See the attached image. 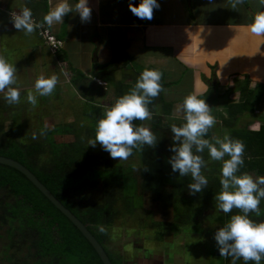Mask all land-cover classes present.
Wrapping results in <instances>:
<instances>
[{"label": "crops", "instance_id": "1", "mask_svg": "<svg viewBox=\"0 0 264 264\" xmlns=\"http://www.w3.org/2000/svg\"><path fill=\"white\" fill-rule=\"evenodd\" d=\"M41 1L28 4V0H6L0 4L6 11V16H0L4 24L0 29V56L19 69L28 55L26 66L36 65L40 71L46 65L47 75L53 72L58 82L68 79L69 89L65 91L70 95L76 92L81 102L87 103L83 110L92 103L113 106L135 87L143 70L157 69L162 73L163 90L155 97L157 104L152 109L156 110L151 111L144 127L154 115L178 120L179 126L185 123L180 106L193 93L205 98L215 120L222 119L224 125L230 116L229 106H235L231 116L237 123L228 126L230 130L226 128L230 137V131L241 126L258 130L263 124L264 36H256L248 28L254 16L264 11L260 0H243L234 9V0H159L160 7L154 9L151 20H142L130 11L129 4L136 5L139 0H89L90 20L82 22L78 13H69L63 22L50 26L64 42L57 55L44 47L36 29L26 35L14 28L9 18L11 12L28 7L37 24H46L44 15L60 0L39 4ZM76 2L69 0L73 6ZM8 40L12 55L5 54ZM124 44L125 49L115 57L116 45ZM42 54H46L47 64L42 63ZM80 117L87 116L82 113ZM168 129L164 127L161 134L163 144L172 139ZM223 129L215 124L209 129L208 139L214 142L217 130ZM217 256L223 257L219 252ZM222 261L231 264V259L230 263Z\"/></svg>", "mask_w": 264, "mask_h": 264}, {"label": "trees", "instance_id": "2", "mask_svg": "<svg viewBox=\"0 0 264 264\" xmlns=\"http://www.w3.org/2000/svg\"><path fill=\"white\" fill-rule=\"evenodd\" d=\"M31 2L32 0H28V4ZM43 2L45 3V0ZM125 47V44L119 47L116 45L115 57L117 52L123 51ZM60 52L61 50L57 53ZM156 104L154 97L148 105L150 112L154 111L152 107ZM111 107L104 108L99 103H92L88 109H84L86 118H81L77 124L70 126L62 124V127L56 129L57 134L73 135L77 139L74 142H58L51 135L41 141H35L34 144L26 145L20 140L22 143H9V151L0 152V155L17 160L30 169L52 194L87 226L115 264L112 259L114 257L104 246L107 236L99 230V226L106 228L114 224L117 218L114 207L116 200L132 202L135 208H144L147 202L155 205L164 222L157 223L158 230L154 231L157 242L165 240V233L173 232L175 236L177 232L178 235L188 234V231L184 230V223L193 222L192 218L198 213L197 202L201 201L203 206L205 202L212 203L215 194L221 189L222 165H217L216 161L215 164L210 162L211 165H208L206 149L202 156L208 167L202 171L212 168L210 173L203 171L205 175L209 174L207 178L211 180L212 186L204 193L190 194L189 184L194 182L191 175L183 176L184 183L180 184L175 177L179 173H173L171 167H167L168 157L163 150L161 134L164 127L169 126L167 131L170 132L173 124L179 125L177 122L168 121L167 125L163 124L162 117L154 115L148 122L157 143L155 146L145 144L133 148L129 157L139 156L140 160L136 164L126 166L122 165L124 162L115 164L113 161L97 164L96 157L91 156L92 165L88 163V174H85L82 169L83 159L88 155L90 139L86 138L85 132L94 139L97 121L103 118V110L105 112ZM229 107L230 116L225 120L227 127L237 123V119L231 116V110H234L235 106ZM144 121L135 120L133 124L144 127ZM85 128L87 130H84ZM230 133L231 138L243 141L246 146L244 166L240 172L264 176V119L258 130L246 129L244 125L231 130ZM0 135L2 136L1 133ZM205 138H210L209 131ZM167 174L171 176L166 179ZM91 186L99 189V195L104 197L103 201H96L94 196L88 194V188ZM262 205L264 204L261 203L260 207ZM236 211L237 209H233L232 213L219 214L218 219L228 220L232 214L237 213ZM170 213L173 214V219L165 223ZM262 216L264 218V211ZM226 223L227 221L220 223L221 227ZM216 250L215 245L210 246L211 255L215 254ZM222 258L230 263L231 258ZM0 264L103 262L81 231L23 173L0 163Z\"/></svg>", "mask_w": 264, "mask_h": 264}, {"label": "clouds", "instance_id": "3", "mask_svg": "<svg viewBox=\"0 0 264 264\" xmlns=\"http://www.w3.org/2000/svg\"><path fill=\"white\" fill-rule=\"evenodd\" d=\"M243 0H234L233 9ZM264 5V0H260ZM160 7L159 0H139L136 5L129 4L130 11L140 19L151 20L154 9ZM92 9L89 0H78L73 6L69 0L60 2L47 12L43 20L57 40L61 41L59 48L52 52L45 42L36 20L32 17V10L24 7L17 14H12L14 28L23 31L26 35L38 32L44 47L53 55L63 48L64 42L57 38L50 26L63 22V17L69 13H78L80 20L86 22L91 18ZM35 20V24L33 22ZM249 31L256 36H264V11L254 16L253 22L248 25ZM17 69L0 56V92L8 104L21 102V92L16 84ZM162 73L157 69H145L139 75L135 87L129 93L118 98L116 103L105 111L103 118L99 119L95 128V137L88 141V145L95 147L97 143L107 151L113 159L126 160L132 155L133 148L150 145L155 146L156 136L148 128L135 126L133 121L146 120L152 115L148 105L151 99L157 97L163 90L160 83ZM58 78L56 75L40 77L35 81L34 90H29L27 101L35 106L38 96L51 95L56 88ZM184 113L181 126L173 124V144L170 151L173 155L168 159L173 173L179 176L191 175L193 183L189 184L190 194L195 195L208 186V178L202 169L207 167L201 153L206 149L213 161H222L220 170L221 190L215 194L218 209L223 213H232L233 209L240 210L232 214L228 223L218 228L214 233V240L219 253L225 258H231V264L242 259L244 264H261L264 261V221L257 222L250 214L259 217L262 215L260 205L264 202V176L253 177L247 172H240L244 166L245 144L243 141L233 139L225 133L223 138L215 137L214 142L205 138L209 129L216 124L211 108L205 98L197 94H189L180 106ZM35 135L33 139H35ZM165 150V149H163ZM228 159H225V157ZM101 232L105 228L99 226Z\"/></svg>", "mask_w": 264, "mask_h": 264}, {"label": "rangeland", "instance_id": "4", "mask_svg": "<svg viewBox=\"0 0 264 264\" xmlns=\"http://www.w3.org/2000/svg\"><path fill=\"white\" fill-rule=\"evenodd\" d=\"M43 1L44 0H42L40 4H44ZM15 13L16 12H11L9 14L11 22L12 14ZM4 15L6 16V11L0 7V16ZM2 25L4 24L0 23V29ZM41 43L43 42L41 41ZM8 44L9 40L7 41V47L9 48ZM6 51L7 52L5 54L10 53L9 55H12V53L14 52H12L10 48ZM41 57L43 59L42 63L47 64L48 59H46V54H42ZM25 64H29L28 55L26 56V61L19 63L20 68L17 69L16 84L13 85V87H18L20 89L21 102L18 104H8L4 99V93L0 92V133L2 134V136L0 135V152L7 153L10 148L9 143L11 142H19L21 140L26 145L34 144L35 141H41L42 139L50 135L53 136L54 139L58 142L76 141L77 139H75L73 135L63 136L57 134L55 131L60 126L62 127V124L69 126L77 124L81 118V114L83 113L84 115L85 113L83 108L87 103H85V101L81 102V98L79 97V95H76V92L73 91L70 95L65 91V89L68 90L69 87L67 85L68 79L65 80L64 78V80L62 79L61 82L57 83L56 88L51 95L38 96L37 104L33 106L27 101V94L29 90H34V84L38 78L45 77L43 72L46 74L48 68L46 69L45 65L44 69L38 71L36 70V65L30 67L26 66ZM50 70H53V67H51ZM38 72H40V74H38ZM52 75L53 72H51V74L48 73V75L46 74L45 78ZM104 87L106 88V84ZM92 91H94V89ZM257 91L260 92V88H258ZM154 110H156V108H154ZM221 120L222 119L216 120V125H221L225 129H223L222 131L217 130L215 137L223 138L225 133H227V129L230 130V128H227V125H224L223 123L221 124ZM164 121L176 123L178 120H167L166 118H164ZM145 127H148L150 129V123L148 122V124H145ZM84 130L87 129L85 128ZM85 133L87 139H92L91 135L88 134L87 131ZM34 135L36 137L35 139H33ZM172 144L173 139L170 138L163 144L168 159L173 155V153L169 150ZM87 149L88 155L83 159L82 168L83 170H85L83 171L85 174H88L87 170L89 169V167L88 169H86V166H88L89 164L92 165V157H96L97 164L103 163V161H113L115 164H122L124 162L122 165L126 166L136 164L140 160L139 156L128 157L125 161H123V159L119 160V158L113 159L107 151H104L101 148L99 143H97L95 147L89 145ZM137 151L139 152V150ZM203 154L204 153H201L200 155ZM206 155L209 158V160L207 161L208 165H211L210 162H214L215 164V161H213L209 157L207 151L205 152V156ZM225 159H228V157L226 156ZM222 163V161H216L217 165H222ZM166 165L168 168L171 167L168 161L166 162ZM211 170L212 168L203 171L210 173L209 171ZM168 172H170V169H168ZM170 176L171 175L167 174L165 175V178L167 179ZM252 176L256 177L255 175ZM175 177L180 182V184L184 183L183 176H179V174H176ZM171 178H173V176ZM210 181L211 180L208 179V186L202 189L199 194L202 192L204 193L208 188H211L212 184L210 183ZM88 194H91V197L94 196L96 201H103L104 199L103 196L99 195V189L96 187H89ZM262 204H264V202H262ZM114 207L117 218L114 224L110 227H106L104 231L107 236L105 246L109 250V252H111L115 256H125L126 259L129 258L128 256H130V260L133 261L132 256H135V254H137L140 249L146 248L152 251L153 249L155 250L156 248L161 246H158L159 244L157 243V245L155 243L152 244V241L156 242L153 236L155 235L154 231L158 230L159 225L157 223L163 222L162 216H160L159 211L156 209L153 203L147 202L144 208H135L132 205V202L116 200ZM196 209L198 213L192 218L193 222L189 224L187 222L184 223V227L187 228L186 231H188V234L184 233L178 236L177 238L180 237V241L176 243H183L185 245L186 242L184 241V238L187 240L193 237L194 239L189 241L187 245L184 246V248L183 246H181L178 250H174L173 247L168 248L170 249L171 253H175L178 255L182 254V258L179 257L180 259H178V261H181L182 264H185L183 259H186L188 261L194 260L196 264H223L221 257H218L214 254L211 255L210 246L216 245L213 237L214 233L218 230V228L221 227L220 223L224 224L226 221L228 223L230 219L223 221L218 219V215L224 213L218 209L215 197L212 199V203L205 202L204 206L202 205L201 201L197 202ZM261 209L263 212L264 205L261 206ZM215 213L217 214L216 217L214 216ZM250 215H254L252 216V218L257 222L264 219L262 215L259 217L255 216L254 213ZM172 219L173 214L170 213L169 218L165 219V223L167 221L171 222ZM181 239H183V241ZM203 246H207V248H202ZM200 256L205 259V261L199 262ZM176 258L178 257L176 256ZM237 264H244V262L242 259H240L237 260Z\"/></svg>", "mask_w": 264, "mask_h": 264}, {"label": "flooded vegetation", "instance_id": "5", "mask_svg": "<svg viewBox=\"0 0 264 264\" xmlns=\"http://www.w3.org/2000/svg\"><path fill=\"white\" fill-rule=\"evenodd\" d=\"M6 0H0V4L2 2H5ZM184 230H187L186 227H184ZM187 232V231H186ZM178 234V232H177ZM178 236V235H177ZM154 237V236H153ZM165 237V240L162 241V242H154L152 241V244H159L158 248H156L155 250L153 249L152 251L150 249H146V248H143V249H140L136 256H132L133 259L138 263V264H182L181 261H178V259L182 258V254L181 255H178V254H175V253H171L170 249L168 247H173L174 250H178L181 246H186L187 243L191 240H193L194 238H189V239H185L184 238V241L186 242V244L184 245L183 243H176L180 240L176 239L177 237L175 236V234L173 232H170V233H165L164 235ZM153 239V238H152ZM155 239V237H154ZM183 241V239H181ZM167 244H165V243ZM156 244V245H157ZM105 246V245H104ZM106 247V246H105ZM205 248H207V246H205ZM109 252V250H107ZM184 251V250H183ZM219 251L216 250L215 251V254L216 255ZM110 254H112L111 252H109ZM134 255V254H133ZM112 256L114 258H112L114 261H115V264H132L134 263V261L130 260V256H128L129 258H125V256H121V255H113ZM176 256L178 258H176ZM180 257V258H179ZM187 257V256H186ZM184 263L185 264H193L196 262L194 260H186V259H183ZM188 261V262H186ZM205 261V259H203L201 256L199 257V262H203ZM181 262V263H180Z\"/></svg>", "mask_w": 264, "mask_h": 264}, {"label": "water", "instance_id": "6", "mask_svg": "<svg viewBox=\"0 0 264 264\" xmlns=\"http://www.w3.org/2000/svg\"><path fill=\"white\" fill-rule=\"evenodd\" d=\"M0 163L11 166L23 173L69 220L81 231L92 246L97 251L103 264H113L103 246L96 237L88 230L87 226L78 219L68 208H66L60 200H58L52 192L36 177V175L17 160L0 155Z\"/></svg>", "mask_w": 264, "mask_h": 264}, {"label": "built area", "instance_id": "7", "mask_svg": "<svg viewBox=\"0 0 264 264\" xmlns=\"http://www.w3.org/2000/svg\"><path fill=\"white\" fill-rule=\"evenodd\" d=\"M33 22L35 24L34 19H33ZM38 27L47 45L50 47L52 52H55L59 48V45H61V41L57 40L56 37L51 33V31L48 28H46L44 25H41Z\"/></svg>", "mask_w": 264, "mask_h": 264}]
</instances>
